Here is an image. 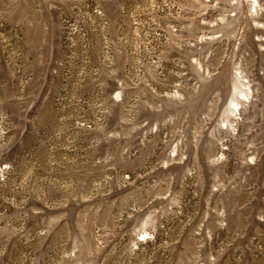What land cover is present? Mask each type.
<instances>
[{
    "label": "rangeland",
    "instance_id": "obj_1",
    "mask_svg": "<svg viewBox=\"0 0 264 264\" xmlns=\"http://www.w3.org/2000/svg\"><path fill=\"white\" fill-rule=\"evenodd\" d=\"M0 264H264V0H0Z\"/></svg>",
    "mask_w": 264,
    "mask_h": 264
},
{
    "label": "bare ground",
    "instance_id": "obj_2",
    "mask_svg": "<svg viewBox=\"0 0 264 264\" xmlns=\"http://www.w3.org/2000/svg\"><path fill=\"white\" fill-rule=\"evenodd\" d=\"M245 97H246V95H245Z\"/></svg>",
    "mask_w": 264,
    "mask_h": 264
}]
</instances>
